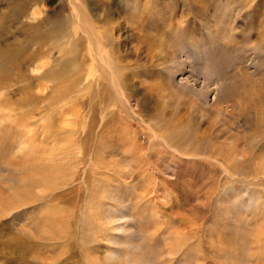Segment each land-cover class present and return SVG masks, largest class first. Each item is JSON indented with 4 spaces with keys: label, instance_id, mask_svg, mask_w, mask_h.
<instances>
[{
    "label": "rangeland",
    "instance_id": "1",
    "mask_svg": "<svg viewBox=\"0 0 264 264\" xmlns=\"http://www.w3.org/2000/svg\"><path fill=\"white\" fill-rule=\"evenodd\" d=\"M5 1L70 27L41 188L10 183L0 128V264H264V0ZM111 26L114 82L91 54Z\"/></svg>",
    "mask_w": 264,
    "mask_h": 264
},
{
    "label": "bare ground",
    "instance_id": "2",
    "mask_svg": "<svg viewBox=\"0 0 264 264\" xmlns=\"http://www.w3.org/2000/svg\"><path fill=\"white\" fill-rule=\"evenodd\" d=\"M14 2L16 1L6 0L5 5H16ZM24 4H17L16 10L12 9L8 13H0V128L3 123L7 124L6 128L11 130L12 135L8 143L6 142L10 145L6 146L5 149H1L5 150L8 155H6V161H2L3 172L9 175V181L16 186V190L18 187V189L27 191L31 187L32 189L41 188L46 181L44 177L50 176L51 163L54 159L61 157L59 155L53 156V153L50 152L49 143L54 142L49 130L50 125L44 123L41 119L44 118L45 115L43 114L48 107V94H45L49 89L47 83L49 84V82L54 80L59 84L64 79L62 76L68 73L67 67H59V70L51 71L48 66L51 50L60 47L61 53L65 47L62 46L61 42L68 38L70 25L68 24V16L61 18L55 24H49L46 18L35 25L22 22L20 21V8ZM116 7V9L119 8L118 5ZM42 13L43 11L36 6L32 10L33 19L35 20L36 16ZM74 14L76 19H78L76 9H74ZM102 19H108V16L104 15ZM102 19H99V21H104ZM104 30L111 33L114 28L112 26L105 27V29L100 28L99 32H97L100 33V37L95 35V46L93 45L94 43H91V47H93L91 54L93 53L95 60H100L103 65L102 70L104 69V72L108 71L104 75L108 74L112 82H114L116 80L113 74L115 63L108 51L111 37L105 38L103 36ZM22 70H28L29 73L25 75L24 71L21 72ZM24 80L32 82L22 85V87H16ZM34 82H38V84L35 85ZM32 88H38L40 92L35 94L32 92ZM6 91L7 94H3ZM14 93H20L22 97L15 102H10L7 95ZM14 104L23 109L24 113L13 115L14 110L11 106ZM213 107H215V111H219L218 108L221 107L219 100L215 101ZM36 114L39 116L40 124L38 126L37 120L34 119ZM35 125L40 129L33 130V127L36 128ZM11 154H13V157L11 156L13 159L9 158ZM8 189L13 190V187Z\"/></svg>",
    "mask_w": 264,
    "mask_h": 264
}]
</instances>
